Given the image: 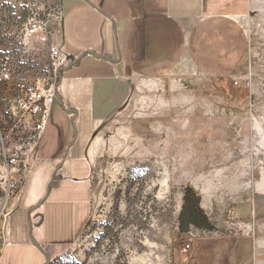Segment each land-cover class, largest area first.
Listing matches in <instances>:
<instances>
[{"label":"rangeland","instance_id":"obj_1","mask_svg":"<svg viewBox=\"0 0 264 264\" xmlns=\"http://www.w3.org/2000/svg\"><path fill=\"white\" fill-rule=\"evenodd\" d=\"M60 18L61 0H0V67L7 61L9 68L8 77L0 72V134L28 86L56 80L48 51L55 44L51 37L41 44L28 28L42 22L53 31ZM244 23L250 51L238 88L198 75L162 90L142 84L95 134L89 92L74 86L88 82L67 78L75 65L63 72L44 138L27 154L23 194L0 222V264H31L36 256L45 263L24 244L26 214L42 200L74 129L47 198L29 214L51 264H214L213 244L230 249L237 241L255 243L257 264H264V0L252 4ZM68 108L78 112L74 127ZM224 252L232 260L246 253Z\"/></svg>","mask_w":264,"mask_h":264},{"label":"crops","instance_id":"obj_2","mask_svg":"<svg viewBox=\"0 0 264 264\" xmlns=\"http://www.w3.org/2000/svg\"><path fill=\"white\" fill-rule=\"evenodd\" d=\"M255 1L61 0L60 22L53 29L51 39L63 49L60 51L63 58L77 57L85 49L119 58L117 62H100V58L86 54L69 70L76 69V73L67 75L69 80L84 76L89 84V87L87 83L82 87L74 86L89 92L93 134L112 120L131 91L141 88L142 84H156L157 89L162 90L172 86L175 80L198 75L217 79L228 87L235 81L239 85L250 51L244 19ZM63 4L67 15L62 12ZM225 86H218V91L226 90ZM43 136L40 132L38 140ZM25 161L27 163V155ZM26 169L22 165L7 169L0 154V189L3 190L8 179L16 180L22 187L20 193L11 196L4 209H0V222L14 213L11 209L19 202L26 185ZM36 223L40 229V222ZM1 230L0 251L4 240L2 227ZM33 238L39 245L45 240L40 231ZM28 243L32 244L29 236L24 244ZM213 245L215 257L219 255L214 264L258 263L255 243L237 241L230 249L227 244L215 242ZM231 249L246 253H237V258L228 259L222 251ZM202 262L212 263L210 259ZM31 264H40L37 256Z\"/></svg>","mask_w":264,"mask_h":264},{"label":"built area","instance_id":"obj_3","mask_svg":"<svg viewBox=\"0 0 264 264\" xmlns=\"http://www.w3.org/2000/svg\"><path fill=\"white\" fill-rule=\"evenodd\" d=\"M52 31L45 29L42 22H33L28 28V35L37 37L41 44L50 42ZM49 53L52 55L55 66L65 65L63 55L57 46L50 43ZM55 67V68H56ZM0 72L4 77L9 76L7 61L1 63ZM237 85L235 81L233 83ZM248 85V81L245 82ZM56 80L42 86L30 85L23 92L18 102V114L12 126L5 134H0L1 156L7 169L22 165L27 166L25 157L31 144L37 139L44 126L48 106L55 99ZM21 185L16 180L8 179L3 187V198L0 200V209H4L11 196H16L21 191Z\"/></svg>","mask_w":264,"mask_h":264},{"label":"water","instance_id":"obj_4","mask_svg":"<svg viewBox=\"0 0 264 264\" xmlns=\"http://www.w3.org/2000/svg\"><path fill=\"white\" fill-rule=\"evenodd\" d=\"M86 54H89L95 58H100V59H106V60H110L112 62H117L119 61V58L118 59H114V58H111L109 56H105V55H100V54H95L94 52L92 51H88V50H85L83 52H81L80 55H78L77 57H74V56H67L66 57V60H67V64L65 65H60L58 67L55 68V75H56V78H57V82H56V86H55V96L59 98L58 94H57V87L60 85L61 83V79H62V73L69 70L72 66L76 65ZM66 113L69 114L71 116V119H70V122H71V125L74 127V121L78 115V112L77 110H74L72 108H68L66 109ZM74 136L70 142V144L67 146V149H66V152L64 153L63 157H62V160L60 162V164L57 166V168L54 170L52 176H51V179L47 185V188H46V191H45V194L42 198V200L34 207L30 208L28 211H27V220H28V236H29V239L30 241L32 242V244L37 248V250L39 252H41L44 256H45V263L44 264H50L51 263V258H50V255L48 254V252H46L36 241L35 239L33 238L32 236V224L29 220V214L31 211L35 210L36 208H38L43 202L44 200L47 198L48 196V193H49V190H50V187L51 185L53 184L54 182V176L56 174V172L58 171V169L62 166L63 162H64V159L67 155V152L68 150L70 149V147L74 144L75 140H76V130L74 129Z\"/></svg>","mask_w":264,"mask_h":264},{"label":"trees","instance_id":"obj_5","mask_svg":"<svg viewBox=\"0 0 264 264\" xmlns=\"http://www.w3.org/2000/svg\"><path fill=\"white\" fill-rule=\"evenodd\" d=\"M56 82H57V78H56ZM51 264V263H50Z\"/></svg>","mask_w":264,"mask_h":264}]
</instances>
